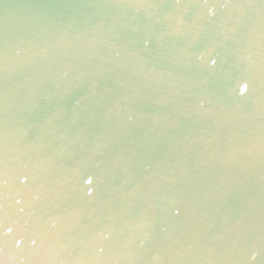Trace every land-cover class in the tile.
<instances>
[{
  "label": "water",
  "instance_id": "obj_1",
  "mask_svg": "<svg viewBox=\"0 0 264 264\" xmlns=\"http://www.w3.org/2000/svg\"><path fill=\"white\" fill-rule=\"evenodd\" d=\"M0 264H264V0H0Z\"/></svg>",
  "mask_w": 264,
  "mask_h": 264
}]
</instances>
